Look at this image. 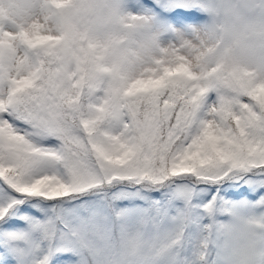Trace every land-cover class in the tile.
<instances>
[{
	"label": "snow or ice",
	"instance_id": "snow-or-ice-1",
	"mask_svg": "<svg viewBox=\"0 0 264 264\" xmlns=\"http://www.w3.org/2000/svg\"><path fill=\"white\" fill-rule=\"evenodd\" d=\"M113 2L152 37L119 65L67 0H0V264H216L264 220V67L220 62L213 0Z\"/></svg>",
	"mask_w": 264,
	"mask_h": 264
},
{
	"label": "clouds",
	"instance_id": "clouds-1",
	"mask_svg": "<svg viewBox=\"0 0 264 264\" xmlns=\"http://www.w3.org/2000/svg\"><path fill=\"white\" fill-rule=\"evenodd\" d=\"M65 24L76 42L91 38L114 65L149 52L152 37L126 19L113 0H67ZM205 13L212 46L229 69L264 67V4L260 0H213ZM226 217V219L224 218ZM216 264H264V220L245 213L219 218L215 230Z\"/></svg>",
	"mask_w": 264,
	"mask_h": 264
},
{
	"label": "rangeland",
	"instance_id": "rangeland-1",
	"mask_svg": "<svg viewBox=\"0 0 264 264\" xmlns=\"http://www.w3.org/2000/svg\"><path fill=\"white\" fill-rule=\"evenodd\" d=\"M125 1H127V0H125ZM204 16L205 17H199L200 23H206L207 22L208 17L206 16V14ZM224 218L226 219V217H224Z\"/></svg>",
	"mask_w": 264,
	"mask_h": 264
},
{
	"label": "trees",
	"instance_id": "trees-1",
	"mask_svg": "<svg viewBox=\"0 0 264 264\" xmlns=\"http://www.w3.org/2000/svg\"><path fill=\"white\" fill-rule=\"evenodd\" d=\"M125 3H127V1H125ZM204 15H205V13H202V12L198 13V17H205Z\"/></svg>",
	"mask_w": 264,
	"mask_h": 264
}]
</instances>
